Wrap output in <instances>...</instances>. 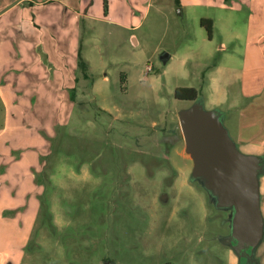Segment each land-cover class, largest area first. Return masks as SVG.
<instances>
[{"label": "rangeland", "instance_id": "rangeland-1", "mask_svg": "<svg viewBox=\"0 0 264 264\" xmlns=\"http://www.w3.org/2000/svg\"><path fill=\"white\" fill-rule=\"evenodd\" d=\"M24 1L0 0V9ZM136 15L135 30L81 19L91 78L79 66L75 101L63 96L61 124L37 164L30 152L29 178L1 181L0 264H264V219L259 243L235 238L234 201L205 171L194 175L180 129L193 113H213L239 149L246 11L155 0ZM202 17L216 20L213 36ZM178 87L201 95L178 100ZM252 157L260 181L264 154Z\"/></svg>", "mask_w": 264, "mask_h": 264}, {"label": "crops", "instance_id": "crops-1", "mask_svg": "<svg viewBox=\"0 0 264 264\" xmlns=\"http://www.w3.org/2000/svg\"><path fill=\"white\" fill-rule=\"evenodd\" d=\"M24 2L27 4L23 5ZM24 2L0 9V168L3 171L0 186L1 181L13 183L29 178L30 152L38 154L33 156V164H37L61 124L59 106L63 96L68 102L75 101V88L81 82L78 76L79 51L83 47L81 19L111 21L135 30L142 18L136 13L155 0H109L107 16H101L103 0ZM177 4L183 11L194 8L246 11L248 44L244 65L247 74L241 95L238 93L242 97L239 103L244 104L239 111L238 145L245 155L264 154L261 135L251 134L243 124L244 110L264 93V0H178ZM117 8L121 12L116 15ZM202 18L210 20L206 24L214 29L215 19ZM84 77L87 81L91 78ZM216 81L213 78L214 84ZM260 195L264 219V169Z\"/></svg>", "mask_w": 264, "mask_h": 264}, {"label": "water", "instance_id": "water-1", "mask_svg": "<svg viewBox=\"0 0 264 264\" xmlns=\"http://www.w3.org/2000/svg\"><path fill=\"white\" fill-rule=\"evenodd\" d=\"M169 58L167 53L161 56L164 62ZM180 129L192 147L194 175L205 171L203 173L209 174L211 183L217 184V188L234 201L238 212L235 228L238 236L235 238L241 236L242 241L257 238L259 243L263 237V217L256 159L239 151L213 113H193L181 122ZM258 243L249 247L242 244L241 247L253 252Z\"/></svg>", "mask_w": 264, "mask_h": 264}, {"label": "trees", "instance_id": "trees-1", "mask_svg": "<svg viewBox=\"0 0 264 264\" xmlns=\"http://www.w3.org/2000/svg\"><path fill=\"white\" fill-rule=\"evenodd\" d=\"M178 3V0H177ZM103 8L105 16L109 13V0H103ZM207 21L203 19L201 25L207 27L210 37L212 36V26H208ZM79 66L87 76V64L82 57V51H79ZM122 80H126V76L122 75ZM201 95V91L195 87H178L175 91V98L181 101L195 102ZM246 115L243 124L248 132L255 135H261V141H264V93L261 94L256 101L244 110Z\"/></svg>", "mask_w": 264, "mask_h": 264}, {"label": "flooded vegetation", "instance_id": "flooded-vegetation-1", "mask_svg": "<svg viewBox=\"0 0 264 264\" xmlns=\"http://www.w3.org/2000/svg\"><path fill=\"white\" fill-rule=\"evenodd\" d=\"M250 264H255V263H254V261H253V262H252V263H250Z\"/></svg>", "mask_w": 264, "mask_h": 264}]
</instances>
